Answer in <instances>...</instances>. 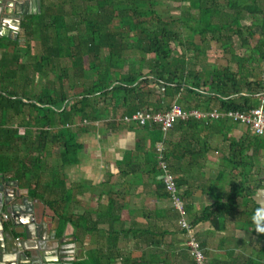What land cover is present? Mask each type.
<instances>
[{
    "label": "trees",
    "instance_id": "16d2710c",
    "mask_svg": "<svg viewBox=\"0 0 264 264\" xmlns=\"http://www.w3.org/2000/svg\"><path fill=\"white\" fill-rule=\"evenodd\" d=\"M170 1L177 3L176 17L161 15L156 9L158 0H81L79 4L43 0L39 12L23 16L20 34L13 39L0 37V176L15 180L30 198L49 208L58 230L72 218L58 211L56 200L45 198L40 190L43 163L51 147H58L60 165L74 163L81 148L78 132L91 131L97 122L114 128L121 115L140 108L164 110L168 99L173 98L183 108L208 111L214 102L220 110L245 111L256 106L252 102L256 97L264 109V0ZM65 2L69 3L67 11L63 8ZM68 15L73 19L67 20ZM245 17L249 18L248 25L241 24ZM175 24L187 28L184 38L174 29ZM207 34L223 53H229L233 69L228 63L188 67V51H194L193 58L202 53L201 44ZM194 36L199 43H193ZM234 38L236 47L232 44ZM31 43L35 45L33 51ZM21 56L26 60L21 62ZM189 98L193 101L189 102ZM14 118L18 120L12 121ZM227 121H177L165 132L166 138L160 137L161 131L154 124L130 125L147 134L153 129L157 132L151 139L152 159L145 154L157 198L167 199L168 194L156 177L160 174L153 150L156 141L163 142L162 157L179 188L185 181L178 175L181 161L187 158L186 168L193 167V161L203 159L209 150L208 142L198 137L204 128L228 141L227 154L221 162L228 168L230 179H238L227 184L219 202L205 204L198 212L191 211L190 202L184 203L185 213L190 215L191 226L205 222L217 231L223 230L221 222L235 213L245 216L236 226L249 229L255 240L262 242L258 253L237 260L230 258L233 250L229 249L226 260L211 262V258L210 262L264 264V231H259L257 224L258 221L259 227L264 228V209L253 200L255 191L264 185V176L248 179L254 157L264 147V135L245 133L232 140L225 135L227 126L223 124ZM131 154L127 152L125 157ZM224 173H219V180ZM180 195L183 200L189 190L183 188ZM106 215L107 220L113 221ZM154 217L158 218L156 212ZM159 217L164 216L159 213ZM168 217L165 214V220ZM170 217L176 218L175 214ZM74 219L82 220L81 216ZM112 223L106 230L105 253L99 255L93 249L85 253V259L71 264H112L114 255L120 258L119 264H195L187 247L174 248L171 239L164 244V237L175 231L157 227L116 230ZM11 227V221L3 223L4 230ZM77 227L81 231L80 225ZM119 234L137 241L135 255L130 251L119 253L115 244ZM198 241L205 255L204 241Z\"/></svg>",
    "mask_w": 264,
    "mask_h": 264
},
{
    "label": "crops",
    "instance_id": "0c3cea01",
    "mask_svg": "<svg viewBox=\"0 0 264 264\" xmlns=\"http://www.w3.org/2000/svg\"><path fill=\"white\" fill-rule=\"evenodd\" d=\"M94 125L91 131L77 133L81 148L77 152L76 162L60 165L57 157L58 147L53 146L46 157L50 159L47 161L45 158L42 167L40 186L43 188L48 185L49 189L41 188L40 190H43L45 198L56 200V209L70 216L72 221L66 222L63 229L58 230L52 211L38 199L30 198L26 194L34 202L37 212L36 222L43 220L47 232L52 231L56 239L60 238L64 232L68 242L73 244L72 261L85 259V253L93 249L98 250L99 255L105 253L108 244L106 230L112 222V227L116 230L137 228L142 222H145L146 227H157L161 223H155V219L160 222L165 219L159 216L155 218L154 212L160 213L165 208L166 214H169L170 210V203L166 198L163 204L162 199L155 196L152 175L147 171L149 166L145 159V154L149 150L147 133L138 127L121 123L114 128L100 122ZM241 125L236 123L232 127H227V136L232 140H237L243 134L250 133L245 126L241 127ZM176 138L177 134L174 133L172 139ZM207 144L209 150L205 157L198 162L193 161L192 169L185 168L187 158H184L181 161V171L178 173L185 180L181 190L183 188L189 190V201L194 212L200 211L205 204L212 202L207 194H203L201 189H198L196 184L202 179H198L197 176L203 174L204 181H217L221 171L228 173V168L221 166L223 156L227 154V145L226 151H221L219 144ZM127 152H131V156L125 157ZM258 152L253 165L254 179L255 174L259 173L264 166V147ZM216 153L219 156H215ZM213 168L214 172L210 174ZM229 180L231 179L228 174L227 182ZM17 187L26 190L18 184ZM192 188L194 189L191 190ZM253 197L260 208L264 209V185L255 191ZM106 214H109L113 221L107 220ZM78 216H81V221L74 219ZM77 225H80L81 231ZM205 225L201 223L199 227L203 226L207 231L209 228ZM13 229L19 231L20 228ZM16 236L21 237L19 234ZM115 244L121 255L129 251L137 252L139 246L136 245V240L121 234L117 236ZM113 257L112 264H119L120 258L115 255Z\"/></svg>",
    "mask_w": 264,
    "mask_h": 264
},
{
    "label": "rangeland",
    "instance_id": "374dc122",
    "mask_svg": "<svg viewBox=\"0 0 264 264\" xmlns=\"http://www.w3.org/2000/svg\"><path fill=\"white\" fill-rule=\"evenodd\" d=\"M159 4L156 6V9L158 10V12L163 15L164 17H176L179 15V9L176 7L177 3H174L170 0H158ZM70 2L75 3V4H79L81 3V0H70ZM262 2V1H261ZM262 5V4H261ZM63 8L65 9V11L68 10L69 8V3L65 2ZM67 20H71L73 19V17H71L70 15H68L66 17ZM77 19V16L74 18ZM241 24L242 25H248L249 24V18L245 17L241 20ZM174 29L177 30V32L179 33V36L184 38L187 31V28L183 27L180 24H175L174 25ZM257 30V29H256ZM21 33V30L19 29V34ZM233 41V47L237 46V40L236 38L232 39ZM254 41V38L251 40V42ZM193 43L197 44L199 43V40L197 38V36L193 37ZM32 47H31V51H33L35 45L33 43ZM173 47V45H171ZM201 48H202V53H197L196 57H192V53L194 52L192 49L190 51H188V55L190 56V59H194V61L188 59V67L193 68V69H199L201 66L202 67H212V66H223L226 63H228V65L230 66V68H234V63L233 62H229V53H223L219 47V44L217 42H215L214 40H210L208 37V34L206 35V41L205 43L201 44ZM179 49L177 47H175V52H178ZM26 58L24 56L20 57V61L23 62L25 61ZM262 76L264 77V72H262ZM64 84H67V82H64ZM159 90V88H157V91ZM173 101H175L178 104H181V102H178L175 98L173 99H168V105L170 103H172ZM189 102H192V98H189L188 100ZM252 102L255 103L256 106L260 105L261 99H258L256 97H254L252 99ZM217 103H211V107H216L217 108ZM119 111L116 113V116H118ZM110 116V115H109ZM107 118V117H106ZM18 118H14L12 121H17ZM215 126L218 125V123H214ZM217 124V125H216ZM224 126H231L235 125L234 123L227 121L226 123L223 124ZM240 126V125H239ZM242 127V125H241ZM21 130V129H20ZM223 132L224 130L221 129ZM156 130L153 129L150 131V133H148V137H150V139H148L149 141V150L147 152V157H149V159L151 158V139L153 136L156 135L157 132H155ZM249 133V132H248ZM226 137L227 133L225 134ZM223 135V136H225ZM167 133H161L160 137H164L166 138ZM169 137V136H168ZM199 138H203L205 141H207L208 143H210L211 145L213 144H219V146L222 148L221 151H226V145L227 142L225 140H222V135H219L217 133H212L210 132L208 129H203L202 133L198 134ZM229 138V137H228ZM259 154V152L257 153ZM263 154V153H261ZM219 156V154H215V156ZM262 156V155H261ZM259 156V157H261ZM52 157V156H51ZM256 158V157H254ZM258 158V157H257ZM264 158V157H263ZM47 161L50 159V157L46 158ZM200 160L197 158V161ZM248 160V159H247ZM156 161V160H155ZM256 161H254L253 163H255ZM157 163V162H155ZM184 164H186L183 161ZM150 165V164H149ZM185 166V165H184ZM221 166L224 167V163L221 162ZM197 167V164H196ZM157 168V167H156ZM186 168V166H185ZM191 168V167H190ZM187 169V168H186ZM192 169V168H191ZM194 169V168H193ZM158 172V169H157ZM214 172V168L212 170V172L210 174H213ZM234 172V171H233ZM193 173V172H192ZM187 175L189 174V171L186 173ZM160 174L157 173L158 177ZM227 175L228 174H223L222 178L220 180L217 181H204V175L203 174H199L197 177L198 179H202V180H198L197 182V186L199 187L198 189L202 191L203 194H207V196L209 197V199L211 198V201H218L219 202V198L223 197L225 191L228 189L227 184L237 180L238 178L235 179H231L227 182ZM212 176V175H210ZM264 176V166H262V170L255 174V179L258 177H263ZM194 178V177H193ZM254 179V177L252 175H250L248 177V179ZM193 183V182H192ZM191 183V184H192ZM194 185V184H193ZM194 188H192L191 190H193ZM189 196L190 193L188 195V197L183 198V205L184 203H188L189 201ZM162 199V203L165 204L166 199L163 197ZM167 201H169V199L167 198ZM170 203V201H169ZM248 207H250V204H248ZM192 212H194L191 209ZM145 213V212H144ZM164 215V219H165V208H163L161 210V212ZM156 214H158L159 216V212H156ZM177 217L176 212L174 211V209L172 208V205L170 204V210H169V217L167 220H163L162 222H160L159 220L155 219V223H161L160 225L157 226V228H161V229H166L167 230H171V231H175L174 234L170 237V236H166L164 237L163 241L164 244H166L170 239L172 241V243L175 245V247H181V248H185V237L184 235H182L180 232H178V226L176 224V218H171V215H174ZM167 215V214H166ZM190 215H185V218L189 221L190 220ZM245 216L241 215L238 216V214L235 213V216H233L232 218H227L224 222H221V224H224V228L221 231H217L214 230L210 225H208V223H205L206 227L209 228L207 231H205L206 229L203 228V226L199 227V225L201 223H198L196 226H194V233H195V237L197 240H203L204 244H205V255L204 258L206 260V264H211L212 261H215L216 259L224 261L227 259L228 255L227 252L229 249L233 250V253L231 255L230 258L232 259H236L237 260H242L245 256L247 255H256L258 253V249L260 248L261 245V241L257 242L255 240L254 235L251 233V231L248 230H241L239 229L236 225L238 224L237 221L240 220H244ZM145 222H142L139 226H137V228L139 229H144L146 228V225L144 224ZM158 223V224H159ZM165 223V224H164ZM187 250V249H186ZM136 252V251H135ZM134 252V255H135ZM202 253L204 254L203 250ZM187 254L189 256V258L191 260L192 257L189 255L188 251ZM135 258V257H134ZM212 258L211 262L210 259ZM178 259V258H177ZM235 264H238L237 262Z\"/></svg>",
    "mask_w": 264,
    "mask_h": 264
},
{
    "label": "water",
    "instance_id": "95a60500",
    "mask_svg": "<svg viewBox=\"0 0 264 264\" xmlns=\"http://www.w3.org/2000/svg\"><path fill=\"white\" fill-rule=\"evenodd\" d=\"M39 3L40 0H0V37L15 38L23 16L39 12ZM33 203L15 180L0 176V217L6 212L12 225L10 230H4L0 219V264H71L73 244L64 232L56 239L52 231L47 232L43 220L36 222Z\"/></svg>",
    "mask_w": 264,
    "mask_h": 264
},
{
    "label": "built area",
    "instance_id": "2783aa9c",
    "mask_svg": "<svg viewBox=\"0 0 264 264\" xmlns=\"http://www.w3.org/2000/svg\"><path fill=\"white\" fill-rule=\"evenodd\" d=\"M227 119L245 126L250 133L256 135H264V109L261 105L249 108L245 111L238 110H220L216 107L208 111L197 108H183L173 101L164 110L152 111L148 108L136 109L130 114H123L118 118L121 124L145 126L156 125L161 133L167 132L175 122L187 119L195 120H217ZM164 145L162 141H156L153 145L157 166L160 171L158 178L161 179L164 191L168 194V199L172 208L177 214L176 224L181 234L185 237V246L189 255L195 264H206L204 254L199 245V241L195 237L194 227L190 225L185 218V209L181 198V188L175 184L173 175L166 161L162 157ZM2 222L9 220V215L3 212L0 217Z\"/></svg>",
    "mask_w": 264,
    "mask_h": 264
},
{
    "label": "clouds",
    "instance_id": "9594fccd",
    "mask_svg": "<svg viewBox=\"0 0 264 264\" xmlns=\"http://www.w3.org/2000/svg\"><path fill=\"white\" fill-rule=\"evenodd\" d=\"M257 224H258V230L259 231H264V228L259 227V222L258 221H257Z\"/></svg>",
    "mask_w": 264,
    "mask_h": 264
},
{
    "label": "flooded vegetation",
    "instance_id": "af4514ba",
    "mask_svg": "<svg viewBox=\"0 0 264 264\" xmlns=\"http://www.w3.org/2000/svg\"><path fill=\"white\" fill-rule=\"evenodd\" d=\"M10 221V220H9ZM6 222V221H5ZM4 223V222H3Z\"/></svg>",
    "mask_w": 264,
    "mask_h": 264
}]
</instances>
